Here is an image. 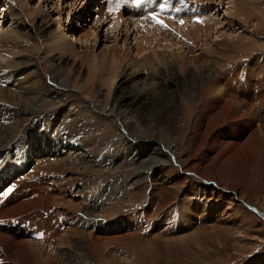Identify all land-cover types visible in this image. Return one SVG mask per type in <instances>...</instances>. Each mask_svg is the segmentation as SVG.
Instances as JSON below:
<instances>
[{"label":"rangeland","instance_id":"374dc122","mask_svg":"<svg viewBox=\"0 0 264 264\" xmlns=\"http://www.w3.org/2000/svg\"><path fill=\"white\" fill-rule=\"evenodd\" d=\"M91 1L79 0L77 6L72 8L73 0H0V36L3 37L0 38V64H3L0 66L3 68L18 66L12 70L14 79L12 94L19 92V78H30L31 81L46 79L47 85L53 89L54 93V96L44 94L35 104L34 109L25 116L29 121L22 128L23 143L26 144L24 140L29 141L30 138H36L34 141H37V138L43 136L45 131L48 134L53 132L63 141L69 136L67 141L69 144H77L85 154L91 156L87 160L88 168L83 167L87 169L90 167L85 171L83 179H76L74 176V172L81 169L77 162L71 168L70 174L65 176L68 189L72 188L73 191L70 200L65 203L73 210L70 225L73 229L71 233L65 232L61 236V242L56 244L52 257L44 258L42 261L45 264H264V211L252 216L256 225L252 230L258 237L255 242L256 248H254L256 245L239 244L232 235L233 231L229 229H226V241L214 238L206 243L197 244L190 238V234L195 230H201L205 237H209L206 230L209 224L195 225L186 229L188 225L184 218L181 220V227L184 229L164 233L161 236L154 233L155 224L149 223L150 229L147 231L139 226L138 219L134 215L149 206V192L153 190L147 184L148 179L144 173L149 170V167L145 166L137 170L140 162L145 161L147 157L141 159L137 155H132L130 151L133 142L127 143L128 140L123 132V128H126L130 134V141L139 138L134 131L136 128L145 130L146 134L152 133L157 140L154 147L176 151L174 153L183 166V171L189 170L188 160H183L185 163H182L185 151L181 149L180 143H183V147L187 146L185 139L191 129L190 125L193 129L200 128L204 111L212 109L214 104H207L205 107L202 103L204 98L202 101L192 102L191 111L185 107L191 98L196 97L198 90L202 91L205 80L189 79V82L177 77L172 84L169 82L171 79L168 75L166 80L163 79L166 68L164 62L182 65V68H172L178 75L184 76L182 70L192 69L189 61L197 49H188L191 41L185 33L187 29L185 31L182 29L187 25L188 19L202 21L204 18V22H208L207 24L211 27V30L207 32V42L213 44L239 40L238 35H244L245 31L250 39V35L257 28V18L259 19L261 14L262 24L258 27V31L261 32L257 31L261 34L249 42L251 46L249 43L247 45L255 46L252 47L255 48L254 53L258 54L260 61H264V53L260 55L262 51L264 52V0H248L251 4L248 15L237 18L234 15L239 13L240 4L243 3L240 0H208V2L206 0H151L152 5L147 6L148 0L145 2V8L142 9L139 8V4L145 0H131L132 14L130 13V16L133 23L140 24L141 19H144L154 26L155 22L161 21L159 25H166L169 32L170 30L174 32L173 42L176 44L172 46L166 43L168 48L164 52L162 48L158 49L156 43L151 45V50L156 52L162 61L153 59L156 66L147 71L151 72V79L147 81L149 89L143 96L137 98V89L140 86L130 82L129 77L126 76L128 69L123 63L116 72L117 77L113 85L110 84L107 76L114 62L113 51L120 52L119 58L124 63L135 62L136 52L132 47L134 39L135 36L139 37L144 33L141 30H139L141 32L134 30L132 22L128 26L129 31L124 29L125 26L121 23L120 26L114 22L102 25L103 21L99 20L101 23L98 21V24L95 21L96 15L92 13L102 5V1L99 0L98 3ZM190 1L196 4H190ZM84 6H86L85 9ZM156 6H158L157 10L152 12ZM34 9L38 10V13L30 17L31 24L23 23L26 16L32 14ZM142 11L147 13L138 15L143 13ZM128 15V13L124 14L123 19H126ZM114 16H116L114 17L116 22L115 18L117 19L118 15ZM198 20H195L196 23H199ZM159 25L154 28V33L156 29H161ZM191 26L190 23L189 27ZM96 27H99L96 54L109 52L110 61L103 65L101 71H92L95 76L91 79L87 90L90 100H86L78 93L71 96V89L74 80H77L79 85L88 84V67L91 65L93 45L89 44L90 51L86 52L84 61L79 51L86 48L84 47L85 39L82 40L84 46L78 45L77 40L83 37L89 38L90 29ZM73 37L76 39L77 46L70 43ZM241 41L245 42L242 39ZM112 46L119 49L112 50ZM249 47L247 48L251 49ZM148 55L152 56V54ZM233 55L238 54L233 53ZM59 57L62 58L61 63L55 65ZM30 64H34L35 67H31ZM190 73L189 76L196 75V71ZM161 76L164 77L160 78ZM94 79L98 82L92 86L91 82ZM263 80L258 75L251 77L252 83ZM165 95H168V99L161 102L160 99ZM114 102H117V110H120L122 115L128 116V121L135 125L132 126L118 115H114L115 113L110 114ZM95 105L100 109L96 110ZM238 112L248 113L246 110ZM232 118L233 115H230L228 117L230 120H227L230 127ZM163 128L167 130L166 138L160 136ZM19 142L11 154H15L18 150L23 151L24 148H19ZM194 149L193 145V151ZM262 151L264 152V146ZM40 152H45L43 158ZM57 155L58 152L54 150L35 146L31 152V164L37 161L51 166L48 162H57L58 165L65 167L67 161L59 160V157L56 159ZM238 155L254 163L248 150H243ZM189 158L198 161L199 166L203 165L217 172L220 177L223 175L227 181L235 179L234 167L231 163L225 171H222L218 168L216 159H207L204 154L196 155L193 152ZM173 165L176 168L179 167L177 164L178 167L174 163ZM241 171L246 173L244 169ZM256 172V176H252V184L249 185L248 191L243 190L238 198L242 196L246 202L262 199L254 209L264 210V168H256ZM136 179L138 181L134 183ZM245 194L248 196L245 197ZM190 200L184 198L182 205L185 207ZM83 206L85 209L76 213L74 207L83 208ZM174 206V202L171 201L167 204V209L170 210ZM229 208L232 207L229 206ZM77 214L81 218H86L87 221L91 217L98 218L95 219L98 223L92 232L87 234L85 230L80 229ZM55 217L54 213L47 214L38 221L36 229H47ZM215 225L218 226V223ZM174 232L176 233L173 234ZM93 238L99 242L97 248L92 244ZM31 256L35 258L37 254L32 252Z\"/></svg>","mask_w":264,"mask_h":264},{"label":"bare ground","instance_id":"6f19581e","mask_svg":"<svg viewBox=\"0 0 264 264\" xmlns=\"http://www.w3.org/2000/svg\"><path fill=\"white\" fill-rule=\"evenodd\" d=\"M97 1L99 0H92L91 2ZM100 1H102V5L99 6L100 10L97 8V12L92 13L96 15L95 21L97 23L99 20L103 21L102 25L107 22L108 24L114 22V24L117 23V26H120L121 23L125 26L124 29L128 30V26L132 22L134 30H141L144 33L141 36L136 34L139 37L135 36L134 39V46L132 47L136 52L135 62L129 63L126 61L124 63L119 58L120 52L113 51L112 60L114 62L111 64V72L107 76L110 84L113 85L117 77L116 72L123 63L125 68L128 69L126 76L129 77L130 82L140 86L137 89L136 98L143 96L149 89L147 81L151 79V72L148 73L147 71L156 66L153 59L158 62L162 61L156 52L151 50V45L156 43L158 49L162 48V52H164L168 48L166 43L172 46L176 45L173 42L174 32L171 30L169 32L166 25L161 26L155 22L153 26L144 19H141L140 24L133 23L132 16H130V6L133 0ZM146 1L148 2V0H145L139 4L140 9L145 8ZM150 1L147 6L152 5ZM78 2L79 0H73L72 8L75 5L77 6ZM240 2L243 3L240 4L239 13L234 15L235 18L247 16L248 10H250L251 4L248 0H240ZM157 7L152 12H155ZM83 8L85 9L86 6ZM37 13L38 10H32V14L26 16L23 23L31 24L30 17ZM126 13L129 15L126 19H123ZM144 13L146 14L147 11L138 15L141 16ZM114 15H118L117 19L115 18L116 22L114 21V17H116ZM261 18L262 14L259 19L257 18V28L250 35V39H248L245 31L244 35H238L239 40L213 44L207 42V32L211 30V27L207 24L208 22H204V18L202 21L195 19L199 23L188 19L187 25L182 29L184 31L187 29L185 33L191 41L188 49H197V52L192 54L193 57L189 61L192 69L182 70L184 74L182 76L176 74L172 69L173 67L182 68V65L164 62L166 67L164 69L165 78H163L164 76L160 78L166 80L168 75L171 79L169 82L172 84L177 77L187 81L189 79L192 81L196 79H199V81L205 80L204 83L202 82V91L198 90L196 97L191 98L188 101L189 104L186 103L185 107L191 111L190 104L195 101H202L204 98L202 103L205 107L207 104H214L212 109L204 111L200 128L196 126L198 129H193L190 125L191 129L185 139L187 146L183 147V143L179 142L181 149L185 151V158L183 157L182 163L188 160L189 170L183 171V166L174 153L176 151L155 148L157 140L153 137L155 135L152 136V133L146 134L145 130L136 128L134 131L139 138L130 141L129 132L126 128H123L125 138L128 140L127 143L133 142L130 151L132 155H137L141 159L147 157L136 168L139 170L145 166L149 167V170L144 173L148 179L147 184L153 191L149 192V206L134 215L138 219L139 226H142L146 231L150 229L149 223L155 224L154 233L158 236L184 229L181 227V220L184 218L188 225L186 229L195 225L209 224L206 228L209 237H205L201 230H195L190 234V238L194 239L197 244L206 243L209 239L214 240V238L226 241V229H229L233 231L232 235L239 244L256 245L254 248L257 247L255 242H257L258 237L255 236L252 230L256 226L252 216L263 213L264 210L254 209L258 203H261L262 199L246 202L244 197L238 198V196L239 193L242 195L243 190L248 191L249 185L252 184V176L257 174L256 168H264V152L262 151L264 146V80L258 83L251 82V77L255 75L264 79V61H260L258 54L254 53L253 49L255 48L252 47L255 46L249 47L247 45L261 34L258 33L261 32L258 31V27L262 24ZM190 23L191 27H189ZM157 25L161 26V29H156L154 33V28ZM98 31L99 27L91 28L89 38L83 37L77 40L78 45L84 46L82 40L85 39L86 45L84 47L86 48L79 51L82 60H86V52L90 51L88 48L91 46L90 43L93 45V50L91 49V65L88 67V84L79 85L77 80H74L71 96L78 93L84 99L90 100L87 90L91 79L95 76L92 71H101L103 65L110 61L109 52H103L101 55L96 54ZM74 37L70 40V43L77 46ZM0 38L3 37L0 36ZM90 40L92 41L90 42ZM115 46H112V50L119 49H115ZM233 53L238 55L235 56ZM263 53L262 51L260 55ZM148 54H152V56ZM61 59V57L57 58L55 65H59ZM30 66L35 67L34 64H30ZM17 67V65L4 68L0 66V264H45L42 260L52 257L56 244L61 242V236L65 232L71 233L73 229L70 226L73 210L65 205L67 200H70L73 191L72 188L68 189L65 176L68 173L70 174L71 168L77 162L81 169L76 170L74 176L76 179H83L85 171L90 169V167L87 169V160L91 156L85 154L77 144H75L76 146L69 144L67 142L69 136L63 141L58 134L53 132L48 134L45 131L43 136L37 138V141H34L36 138H30L29 141L24 140L26 144L23 143L22 128L29 121L25 116L31 112L30 110L34 109L35 104L40 101L44 94L54 96V93L53 89L47 85L46 79L41 78L37 81H31L30 78H19V92L12 94V84L14 83L12 70ZM213 67L214 70H212ZM195 71V76H189L191 75L190 72L194 73ZM66 81L69 82V80ZM96 82L98 80L94 79L91 85L93 86ZM167 99L168 95H165L160 101L165 102ZM117 106V102L112 104L110 114L115 113L114 115H118L124 121L129 122L128 116L122 115L120 110H117ZM95 109L100 108L95 105ZM239 110H246L248 113L240 114ZM230 115H233L231 127L227 121L230 120L228 119ZM129 123L132 126L135 125ZM166 134L167 130L163 128L160 132L161 138H166ZM142 140L145 141L141 142ZM18 142L19 148H24L23 151L19 152L18 150L15 154H11ZM193 145L195 146L194 151ZM35 146L58 152L55 158L58 159L59 157V160L67 161V165L63 167L58 165L57 162H48L51 165L49 166L37 161L31 164V152ZM243 150L250 152L255 164L249 159L238 155ZM193 152L196 155L204 154L207 159H216L218 168L222 171H225L231 163L234 167L235 179L227 181L223 175L220 177L217 172L209 170L203 165L199 166L198 161L189 158L193 155ZM44 153L40 152L41 158L44 157ZM173 163L179 167L176 165L178 167L176 168ZM242 169L246 170V173H243ZM137 181L136 179L134 183ZM247 193L249 194V192ZM246 196L248 195L245 194ZM184 198L191 199L185 207L182 205ZM171 201L174 202L175 206L168 210L167 204ZM85 206L83 208L74 207V209L76 213H80L85 209ZM229 206L232 208H229ZM51 213H54L56 217L47 226V229H36L38 221ZM91 218L93 219V217ZM91 218L87 221L86 218H81L77 214L78 226L81 230H85L87 234L92 232L96 223H98L96 221L98 218H95L96 220ZM213 222L218 223V226ZM249 230H251L250 233ZM148 235L151 237L150 234ZM92 244L95 248L99 246V242L94 238ZM32 252H35L37 257H32Z\"/></svg>","mask_w":264,"mask_h":264},{"label":"snow or ice","instance_id":"6c2138e0","mask_svg":"<svg viewBox=\"0 0 264 264\" xmlns=\"http://www.w3.org/2000/svg\"><path fill=\"white\" fill-rule=\"evenodd\" d=\"M157 22H158V23H162L161 21H157ZM180 22H181V24H183V21H182V20H181Z\"/></svg>","mask_w":264,"mask_h":264}]
</instances>
